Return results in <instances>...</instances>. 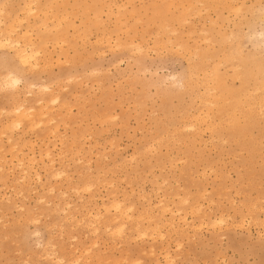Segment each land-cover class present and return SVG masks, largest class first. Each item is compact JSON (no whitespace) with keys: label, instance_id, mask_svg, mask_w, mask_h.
<instances>
[{"label":"rangeland","instance_id":"374dc122","mask_svg":"<svg viewBox=\"0 0 264 264\" xmlns=\"http://www.w3.org/2000/svg\"><path fill=\"white\" fill-rule=\"evenodd\" d=\"M262 15L0 0V264H264Z\"/></svg>","mask_w":264,"mask_h":264},{"label":"bare ground","instance_id":"6f19581e","mask_svg":"<svg viewBox=\"0 0 264 264\" xmlns=\"http://www.w3.org/2000/svg\"><path fill=\"white\" fill-rule=\"evenodd\" d=\"M32 10V9H31ZM3 23V22H2ZM46 26V25H45ZM12 28V27H11ZM10 28V29H11ZM9 29V30H10ZM9 35L7 36V37H5V39L4 40H1V42H0V48L1 49H3V50H5V48H8V47H10L9 45H13L14 43H16L15 45H13L12 47H13V49H14V53H15V56L18 58V60H19V62H20V64L23 66V67H29V66H33V61L34 60H32L33 58L36 60V55H37V53H38V51L36 50V49H34L33 47H34V44L33 43H30V45H28V44H26L25 46H22L21 45V43L19 44V42H20V40H18V39H16V40H14V41H10L13 37H11L10 36V32L8 33ZM1 35V34H0ZM29 43V42H28ZM32 45H33V47H32ZM8 46V47H7ZM11 48V47H10ZM36 63H37V61H36ZM36 63H35V65H36ZM34 65V66H35ZM44 89V88H43ZM219 97V96H218ZM222 103V102H221ZM19 110V109H18ZM30 110H32V109H30ZM22 111V110H21ZM35 113V112H34ZM25 114V113H24ZM23 114V115H24ZM43 114V113H42ZM22 115V116H23ZM32 115V114H31ZM21 116V117H22ZM25 116H26V114H25ZM30 116V115H29ZM33 116H34V114H33ZM42 116V115H41ZM24 117V116H23ZM22 117V118H23ZM28 116H26V118H27ZM25 119V118H24ZM20 121H21V119H20ZM34 121V120H33ZM32 122V121H31ZM41 122V121H40ZM38 123V122H37ZM35 126V125H34ZM189 127V126H188ZM192 127V126H191ZM54 132V131H53ZM52 161V160H51ZM58 173V172H57ZM59 174V173H58ZM91 186V185H90ZM185 190V189H184ZM53 192V191H52ZM114 195V194H113ZM219 195V194H218ZM185 197H186V195H185ZM184 197V198H185ZM183 199V198H182ZM188 200V199H187ZM115 209H118V211L119 210H121L122 208H121V203L117 200H114V201H112V203H110ZM69 206V205H68ZM199 206V205H198ZM105 207H107L106 209H105V212L106 211H108V209H110V208H108V206H105ZM111 207V206H110ZM112 208V207H111ZM121 208V209H120ZM128 208V207H127ZM198 208V207H197ZM132 209V208H131ZM195 209V208H194ZM130 210V209H129ZM163 210V209H162ZM101 211V210H100ZM121 211H123V210H121ZM126 211V210H125ZM124 211V212H125ZM132 211V210H131ZM120 212V211H119ZM124 212H123V215H124ZM108 213V212H107ZM122 213V212H121ZM67 216H69V215H67ZM96 216V215H95ZM143 216V215H142ZM141 216V217H142ZM129 217V216H128ZM112 218H113V216H112ZM127 218V217H126ZM130 218V217H129ZM150 218V217H149ZM116 219V217H114V221H116L115 220ZM119 219V218H118ZM117 219V220H118ZM185 219V218H184ZM127 220V219H126ZM153 220V219H152ZM126 222V221H125ZM124 222V223H125ZM123 222H121V223H118V225L119 226H122L123 227V224H124ZM157 224V223H156ZM111 224L109 223V227H107V229H109L111 226H110ZM108 226V225H107ZM125 226V225H124ZM139 226V225H138ZM155 226H157V225H155ZM95 227V226H94ZM123 228H125V227H123ZM95 229V228H94ZM97 230L99 229L98 227L96 228ZM122 229V228H121ZM121 229L119 228V231H121ZM123 230V229H122ZM118 230H117V232H119ZM140 231H142L141 229H140ZM146 231H147V229H146ZM95 233V232H94ZM120 233H122V232H120ZM138 233H140V232H138ZM143 233V232H142ZM144 234H145V231H144ZM109 235V234H108ZM152 235V234H151ZM150 235V236H151ZM115 236H117V235H115ZM121 236V235H120ZM146 236V235H145ZM148 236V235H147ZM112 237H113V235H112ZM113 240V239H112ZM130 240V239H129ZM51 251V250H50ZM170 254V253H169ZM69 263V262H68ZM68 263H66V264H68ZM71 264H72V262H70ZM69 263V264H70ZM73 263H75V262H73ZM109 263V262H108ZM116 263V262H115ZM133 264H134V262H133Z\"/></svg>","mask_w":264,"mask_h":264},{"label":"snow or ice","instance_id":"6c2138e0","mask_svg":"<svg viewBox=\"0 0 264 264\" xmlns=\"http://www.w3.org/2000/svg\"><path fill=\"white\" fill-rule=\"evenodd\" d=\"M260 24L261 27L264 28V15L261 16ZM261 36L264 38V31L261 32ZM261 56L262 59H264V42L261 43ZM3 71L6 72L7 75L2 81H0V88L14 89L22 83V80L19 78L16 70L12 68L7 61L4 62Z\"/></svg>","mask_w":264,"mask_h":264}]
</instances>
